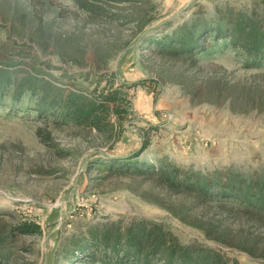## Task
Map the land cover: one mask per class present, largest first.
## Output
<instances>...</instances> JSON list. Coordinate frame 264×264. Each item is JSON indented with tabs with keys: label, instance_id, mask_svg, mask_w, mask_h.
Wrapping results in <instances>:
<instances>
[{
	"label": "rangeland",
	"instance_id": "rangeland-1",
	"mask_svg": "<svg viewBox=\"0 0 264 264\" xmlns=\"http://www.w3.org/2000/svg\"><path fill=\"white\" fill-rule=\"evenodd\" d=\"M244 17L264 28V0H0V264H105L150 232V264H264V213L221 190L264 182V57L215 34ZM110 89L100 130L54 103Z\"/></svg>",
	"mask_w": 264,
	"mask_h": 264
},
{
	"label": "trees",
	"instance_id": "trees-1",
	"mask_svg": "<svg viewBox=\"0 0 264 264\" xmlns=\"http://www.w3.org/2000/svg\"><path fill=\"white\" fill-rule=\"evenodd\" d=\"M206 27L196 28L195 30L187 29L186 26H182L179 30L176 31V35L173 37L175 42V51L181 53L185 52H194L202 47V42H205V37H202V32H206ZM215 34L219 36H230V45L235 47H241L248 54L262 58L264 57V28L261 25L253 20L251 17L240 18V20L234 22L232 19L222 20V24H219ZM11 78L5 76L0 71V89L6 90L8 92L11 85ZM39 84L36 82V79L32 80H23L19 84H17L18 91L17 95H21L26 91H36L38 90ZM5 92V91H4ZM119 91L117 89H110L107 92H103L101 97L99 98H82L81 101H78L76 95H71L67 97L65 103H60L57 101V97H61V95L56 96L54 103L57 104V107L65 110L66 114H71L70 110L73 112V119L77 120L81 123H88L95 129H102L105 123L104 119L111 113H115L120 115L122 110L123 101L125 99L118 96ZM44 103L42 105L49 104L46 103L49 98L52 97L50 93L45 94ZM61 100V99H60ZM62 102V101H61ZM50 104H53L51 102ZM122 108V109H121ZM69 112V113H68ZM148 145V142H145L143 148ZM198 186V185H197ZM198 189L206 190V183L201 184L197 187ZM221 190L224 194H231L241 202L243 205H248V207H252V210H258L260 213H264V182L263 181H243L242 179H236L232 177L229 179L228 183L221 187ZM22 231H32L40 230V226L35 223H24L21 227ZM151 232L148 236L131 234L128 235L126 239V246L124 247L122 253V257H117L115 260L104 259L105 264H150L147 259L148 255L142 256V249L147 246L149 243V237L151 236ZM146 237V238H145ZM121 237L117 238V241L106 240L104 242V246L109 247L112 245V250L116 253L120 250ZM114 242V243H113ZM162 239L154 244L152 252L162 250ZM145 259V260H144ZM170 264H190L187 262V259L181 258L180 260H176L173 257V254H170L167 258H165ZM134 261V262H133ZM197 263L192 264H199Z\"/></svg>",
	"mask_w": 264,
	"mask_h": 264
}]
</instances>
